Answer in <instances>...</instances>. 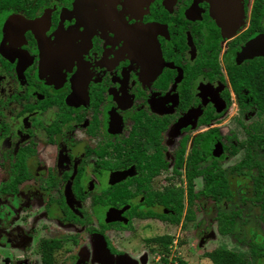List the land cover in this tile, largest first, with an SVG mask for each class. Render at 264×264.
<instances>
[{
    "label": "flooded vegetation",
    "instance_id": "af4514ba",
    "mask_svg": "<svg viewBox=\"0 0 264 264\" xmlns=\"http://www.w3.org/2000/svg\"><path fill=\"white\" fill-rule=\"evenodd\" d=\"M26 2L0 7V264H177L152 229L220 214L249 248L264 0Z\"/></svg>",
    "mask_w": 264,
    "mask_h": 264
},
{
    "label": "rangeland",
    "instance_id": "374dc122",
    "mask_svg": "<svg viewBox=\"0 0 264 264\" xmlns=\"http://www.w3.org/2000/svg\"><path fill=\"white\" fill-rule=\"evenodd\" d=\"M250 117H254V115H250ZM182 185L183 184L181 181V186ZM193 205L198 207L197 204H195L194 202ZM262 206H264V202L262 203ZM183 207L184 209H186V205H184ZM196 207H195V212H198V209H196ZM227 208L229 210H232L235 207L233 206V204L232 205L230 204L229 206H227ZM260 208L258 209L255 206H250L249 209H246V211L242 212L241 215H242V219L244 220V224L242 226L241 224H239V222H236V226H235V230H238L237 235L239 238L248 239L250 235L249 230L252 231V229L258 231L255 233L262 236V233H264L262 227L264 226L260 223V220L258 218V215H260L261 212ZM192 209L193 208H191V210ZM195 214H196L195 215L196 220L202 219L201 217L203 216H201L199 212L198 214L197 213ZM202 221L204 222V220ZM204 223H202V225L196 226V228L195 226L194 228L192 226L195 224V222L183 223L182 224L183 226L180 227V225H178L176 228L170 229L169 231H165V229L159 231L158 227L156 226L157 228L152 229V232L159 233L161 236L168 235V238L170 240L175 238L177 241V248L174 253L178 252L179 260H184L186 261L187 264H211L210 261L205 257V255L209 251L218 248L226 249L228 251H231L232 253H235L241 259L245 260L246 264H255V260L251 256H249L248 248L235 244L234 241H232V239H230L227 236L217 235L215 233V237L211 241L207 242L206 240H204L205 237L207 236L204 235L205 233ZM170 240L166 243V245L158 246L159 247V252L157 254L158 257L161 258V255L167 257L169 255L166 253H168L167 246L171 244ZM175 261H177V259H175ZM261 264H264V262H262Z\"/></svg>",
    "mask_w": 264,
    "mask_h": 264
},
{
    "label": "trees",
    "instance_id": "16d2710c",
    "mask_svg": "<svg viewBox=\"0 0 264 264\" xmlns=\"http://www.w3.org/2000/svg\"><path fill=\"white\" fill-rule=\"evenodd\" d=\"M22 6V5H28V2L26 0H0V7L8 8L15 6ZM254 86V85H252ZM255 88V87H254ZM260 110L264 111V108H260ZM259 178L260 183L264 182V172L263 169L260 168L259 172ZM262 194V198H264V189L261 187L259 189ZM261 217L264 222V206L261 208ZM190 216V215H189ZM188 215L185 216V220L188 221L190 219ZM234 224V219H232L231 215L225 216L224 214L219 215V232L220 234H230L232 232V227ZM234 240L241 245L247 244L249 249V255L255 260V264H261L264 262V238H262L260 241L252 242H241L239 237L237 235H234ZM168 238H165L162 240L166 243L168 242ZM205 257L211 262V264H246L245 260L241 259L239 256H237L235 253H232L231 251H228L226 249H215L209 253H206ZM177 264H187L184 260H179Z\"/></svg>",
    "mask_w": 264,
    "mask_h": 264
},
{
    "label": "water",
    "instance_id": "95a60500",
    "mask_svg": "<svg viewBox=\"0 0 264 264\" xmlns=\"http://www.w3.org/2000/svg\"><path fill=\"white\" fill-rule=\"evenodd\" d=\"M208 237L212 238V235L210 234V235L206 236L204 240L208 239Z\"/></svg>",
    "mask_w": 264,
    "mask_h": 264
}]
</instances>
